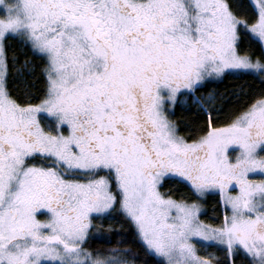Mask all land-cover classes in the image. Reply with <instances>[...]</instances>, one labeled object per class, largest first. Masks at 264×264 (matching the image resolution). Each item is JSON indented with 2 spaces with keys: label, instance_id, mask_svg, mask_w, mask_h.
I'll return each mask as SVG.
<instances>
[{
  "label": "snow or ice",
  "instance_id": "snow-or-ice-1",
  "mask_svg": "<svg viewBox=\"0 0 264 264\" xmlns=\"http://www.w3.org/2000/svg\"><path fill=\"white\" fill-rule=\"evenodd\" d=\"M0 264H264V0H0Z\"/></svg>",
  "mask_w": 264,
  "mask_h": 264
},
{
  "label": "trees",
  "instance_id": "trees-1",
  "mask_svg": "<svg viewBox=\"0 0 264 264\" xmlns=\"http://www.w3.org/2000/svg\"><path fill=\"white\" fill-rule=\"evenodd\" d=\"M251 85L253 88H258L259 85L257 82L251 80L250 78L246 79H235V78H229L223 81V83H214L208 86L207 91H212L213 89L223 92L226 88L230 90H237L239 85ZM192 112L182 109V107H177L175 110V115L172 117L173 119L177 121L181 120H190L192 119ZM169 187H173L172 185H169ZM186 191V190H185ZM212 213L209 210L208 216H202L201 218L205 222H212L209 220V216H211ZM103 231L100 235V238H98L94 243L93 247H102V248H108V247H114L118 246L117 241H126L125 244L120 246H131L130 240L131 238L127 235V226L123 225L118 220H106L101 225ZM110 229H114L117 234H113ZM110 241V243H109Z\"/></svg>",
  "mask_w": 264,
  "mask_h": 264
},
{
  "label": "rangeland",
  "instance_id": "rangeland-1",
  "mask_svg": "<svg viewBox=\"0 0 264 264\" xmlns=\"http://www.w3.org/2000/svg\"><path fill=\"white\" fill-rule=\"evenodd\" d=\"M202 219V218H201ZM203 220V219H202ZM204 221V220H203ZM205 222V221H204ZM205 223H208V222H205ZM211 223V222H210ZM197 247H198V249L200 248V244H197ZM210 250H213L214 251V249H210Z\"/></svg>",
  "mask_w": 264,
  "mask_h": 264
}]
</instances>
